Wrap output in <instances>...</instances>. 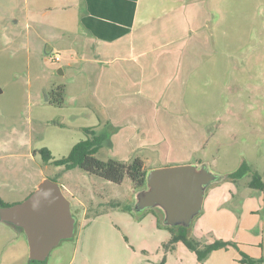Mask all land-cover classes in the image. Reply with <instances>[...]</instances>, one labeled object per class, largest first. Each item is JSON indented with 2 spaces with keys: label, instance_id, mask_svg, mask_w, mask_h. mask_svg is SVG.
Returning a JSON list of instances; mask_svg holds the SVG:
<instances>
[{
  "label": "rangeland",
  "instance_id": "obj_1",
  "mask_svg": "<svg viewBox=\"0 0 264 264\" xmlns=\"http://www.w3.org/2000/svg\"><path fill=\"white\" fill-rule=\"evenodd\" d=\"M222 1L196 0L137 30L133 46L146 51L138 58L144 71L131 77L123 70L131 63L115 58L120 54L75 45L80 0H0V198L20 202L48 177L61 184L75 218L71 237L44 261H31L24 230L0 216V264H113L110 256L126 241L132 250L159 237L152 213L137 209L140 188L128 177L113 183L65 169L43 161L41 147L65 156L89 127L106 135L99 159L138 156L147 170L192 164L227 173L237 170L240 155L264 145V3ZM214 9L227 17L213 36ZM149 30L159 35L147 38ZM158 64L189 69L184 78ZM57 86L62 104L52 105L47 96ZM254 161L264 176V155ZM154 208L162 223L161 209Z\"/></svg>",
  "mask_w": 264,
  "mask_h": 264
},
{
  "label": "crops",
  "instance_id": "obj_2",
  "mask_svg": "<svg viewBox=\"0 0 264 264\" xmlns=\"http://www.w3.org/2000/svg\"><path fill=\"white\" fill-rule=\"evenodd\" d=\"M80 1L81 8L78 13L79 25L77 28L79 40L76 41L75 45L81 46V51L94 46L95 51L101 54L106 52L120 54L115 56V58L131 63L123 64V70H126V75L135 77L143 75L142 71L144 70H142L141 64L144 63L138 61V58L146 51L134 50V33L142 27L153 25V22L160 20L170 12L178 9L182 10L196 0ZM225 1L223 0L222 2ZM227 1L231 3L232 0ZM212 3L214 5L215 1ZM263 3L262 0H254V4ZM213 14V22L209 23V26L212 28L214 36L218 25L221 22H225L227 11L223 9L217 12L214 9ZM147 33V38L154 39L159 35V32L154 30H149ZM162 35L161 32L160 36ZM123 40L129 42L127 47L120 46ZM80 50L78 49V51ZM181 52L182 54L184 53L183 48ZM167 53L171 54V57L174 56L173 50H167ZM171 61H173L172 58ZM254 66H257V64H254ZM157 67L163 70L177 68L179 70L178 75L185 78L184 70L189 69V64H158ZM165 72H163V75ZM176 83L178 84V82ZM165 96L167 101L172 99L171 95L170 97H168V94ZM258 155H264L263 144L259 146L256 144L255 151L252 150L251 156L240 155L238 157V167L246 164L250 168L247 171L249 172V177L245 182L242 180L244 179L242 176H228L229 173L234 171H228L227 173L216 172L207 168L216 175V178L206 185L201 210L193 218L189 228L191 235L202 244L210 243L215 239H222L236 243L238 250L232 246L219 248L213 250L203 261H199L195 252L189 249L182 241L169 243L171 236L166 234L167 232H160L162 228L168 229L167 225L159 221L156 213H154L155 208H147L143 210V213L145 211L152 213L154 220L152 218L151 224L158 229L159 237L155 239L151 247L150 245L132 247V250L126 241L123 249H121L123 251L118 253V256H110L113 264H160L161 260H163L164 264H235L239 258V250L253 258L264 257V189L259 190L248 185L251 172L257 171L253 166L255 164L254 159ZM259 174L264 181L262 173ZM39 182L36 183L34 189ZM59 185L62 189L60 183ZM139 188V190L143 189L144 185ZM136 198L138 197L135 196ZM129 206L128 210H132V206ZM85 209H81L82 214H84ZM158 222L160 225H158ZM154 251H157L156 256L153 255ZM114 258L117 261L113 260ZM123 258L126 260L121 261Z\"/></svg>",
  "mask_w": 264,
  "mask_h": 264
},
{
  "label": "water",
  "instance_id": "obj_3",
  "mask_svg": "<svg viewBox=\"0 0 264 264\" xmlns=\"http://www.w3.org/2000/svg\"><path fill=\"white\" fill-rule=\"evenodd\" d=\"M216 178L205 166L176 164L147 171L144 188L135 195L139 207H159L164 225L187 228L202 207L204 189ZM136 208V206H135ZM1 218L24 230L31 261H44L61 239L74 232L70 201L57 181L44 177L22 201L0 206Z\"/></svg>",
  "mask_w": 264,
  "mask_h": 264
},
{
  "label": "trees",
  "instance_id": "obj_4",
  "mask_svg": "<svg viewBox=\"0 0 264 264\" xmlns=\"http://www.w3.org/2000/svg\"><path fill=\"white\" fill-rule=\"evenodd\" d=\"M61 90L62 86H57L49 92L47 99L50 104H62L63 99L59 95L61 94ZM84 131L86 137L77 141L65 156L55 158L47 147H41L38 151L43 161L64 166L65 169L78 167L113 183H121L125 177H128L135 187H142L145 184V177L148 170L145 168L144 162L140 157H133L128 162L114 158H108L106 160L99 159L95 154L106 138V135L97 133L94 129L89 127L84 128ZM249 169L250 168L246 164H242L237 170L229 173L228 176L239 177L247 173ZM248 185L249 187L259 190L264 189V181L257 171L251 172ZM9 205H12V203L4 202L0 198V206L4 207ZM158 225H160V223ZM167 227L172 232L169 243L182 241L189 249L195 252L199 261H203L213 250L219 248L232 246L238 250L236 243L232 241L215 239L210 243L202 244L191 235L188 228L181 227L177 232H174L172 227ZM160 264H164L163 260H161ZM235 264H264V257L253 258L239 250V258L236 260Z\"/></svg>",
  "mask_w": 264,
  "mask_h": 264
},
{
  "label": "built area",
  "instance_id": "obj_5",
  "mask_svg": "<svg viewBox=\"0 0 264 264\" xmlns=\"http://www.w3.org/2000/svg\"><path fill=\"white\" fill-rule=\"evenodd\" d=\"M60 55L58 54V53H56L55 55H54V60H56V61H58V60H60Z\"/></svg>",
  "mask_w": 264,
  "mask_h": 264
}]
</instances>
